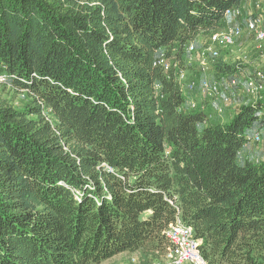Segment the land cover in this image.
I'll return each instance as SVG.
<instances>
[{"label": "trees", "instance_id": "obj_1", "mask_svg": "<svg viewBox=\"0 0 264 264\" xmlns=\"http://www.w3.org/2000/svg\"><path fill=\"white\" fill-rule=\"evenodd\" d=\"M243 5L0 0V85L29 99L0 101V264H154L178 217L206 264H264V157L239 162L264 129V90L206 126L187 81L154 65L181 66ZM213 72L241 79L220 58Z\"/></svg>", "mask_w": 264, "mask_h": 264}, {"label": "built area", "instance_id": "obj_2", "mask_svg": "<svg viewBox=\"0 0 264 264\" xmlns=\"http://www.w3.org/2000/svg\"><path fill=\"white\" fill-rule=\"evenodd\" d=\"M249 2L253 11L249 14L244 23L232 22V20L242 19L244 12L243 7L235 10L227 11L226 19L230 21L223 31L213 33L210 38V45L204 48L203 54L211 59V62L220 58V49L234 45L245 30L252 35L256 42V50L264 57V0H244V4ZM257 12V13H256ZM198 52L196 44L192 43L187 48L188 54ZM204 55V56H205ZM156 67L163 68L166 72L177 71V79L180 84L186 83L185 72L179 69L176 61L170 60L165 54H162L154 64ZM239 80L229 81V87L238 86ZM6 78L0 76V83H5ZM264 73L259 71L256 73L255 79L249 78L244 85L246 91L255 97L264 90ZM221 84L216 80H204L197 86L195 83H188L191 90L198 89L201 96H211L219 98L224 103H229V98L222 95ZM197 108L196 102H190V109ZM252 143L261 142V133H255L251 138ZM166 237L170 247L163 257L164 262L154 264H206L201 254V241L197 240L191 227L184 224L178 217L174 224H171L166 232Z\"/></svg>", "mask_w": 264, "mask_h": 264}, {"label": "rangeland", "instance_id": "obj_3", "mask_svg": "<svg viewBox=\"0 0 264 264\" xmlns=\"http://www.w3.org/2000/svg\"><path fill=\"white\" fill-rule=\"evenodd\" d=\"M246 4V5H245ZM244 4V11L246 14L252 12L253 8L249 2ZM210 37L200 38L196 42V47L198 52L195 54H185L184 61L182 65H178L179 69L185 72L187 83H195L197 86L204 80L214 79L213 65L211 59L207 55L203 54L204 48L210 45ZM198 43V44H197ZM256 42L252 35H249L245 30L242 36L237 39V41L232 46L223 47L220 49V59H223L227 63H234L240 65V71L244 72V79L238 81V86L229 87V81H222L220 84L222 95L229 98V103H224L221 99L216 97H211V106L209 103L204 104L201 101H194L197 104V108L191 112L197 113L199 110L203 109L202 106L206 108L203 109L207 114H209V122L206 126L215 125L218 123L228 124L232 121L235 114V110L239 105H243L246 102L256 101L258 98L250 95L245 88V84L249 78L255 79L256 73L261 71L264 72V57H261L260 53L256 50ZM205 55V56H204ZM179 63V62H178ZM251 72L252 75L248 76ZM188 86V84L186 85ZM194 92H198L195 88ZM261 95V94H260ZM186 99L189 98L187 93L184 94ZM247 100V101H246ZM0 101L8 102L15 108H23L29 99L25 93L16 92L8 85H0ZM210 117L212 119H210ZM251 148L256 149V153H251L250 160L260 161L264 157V129L261 131V142L253 143L251 142ZM255 151V150H254ZM239 162H242V158H239ZM164 262V260L157 261L156 263ZM138 258L136 255L123 254L117 256L103 264H137ZM188 264V263H185Z\"/></svg>", "mask_w": 264, "mask_h": 264}, {"label": "crops", "instance_id": "obj_4", "mask_svg": "<svg viewBox=\"0 0 264 264\" xmlns=\"http://www.w3.org/2000/svg\"><path fill=\"white\" fill-rule=\"evenodd\" d=\"M246 5V4H245ZM251 12H248L247 14H246V12L244 11L243 12V18L242 19H240V21H238V22H240V23H244L245 21H246V18H248V16H249V14H250ZM257 13V12H256ZM240 73V78L241 79H244V77H245V74H244V72H242V71H240L239 72ZM249 75H252V73L251 72H249L248 73V76ZM212 81L214 80V79H211ZM222 82V81H221ZM221 82H219V83H221ZM189 98L190 99H192V101H201V102H203L204 104H207V103H209V106H211V104H212V102H214V101H212L211 102V99H210V96H201L200 94H199V92H193L190 96H189ZM219 98H217V100H218ZM247 101V100H246ZM251 101L249 100V102H246V103H250ZM240 106V105H239ZM202 108L203 109H205L206 110V108L204 107V106H202ZM209 115V114H208ZM210 116V115H209ZM210 119H212L211 117H210ZM253 144V143H252ZM251 143H249L242 151H241V154H240V157L242 158V161L243 160H245V159H249L250 160V158L249 157H251L250 155H251V153L253 152V153H256V149L255 148H251ZM255 150V151H254ZM250 151H252V152H250ZM255 162H258V161H255Z\"/></svg>", "mask_w": 264, "mask_h": 264}]
</instances>
